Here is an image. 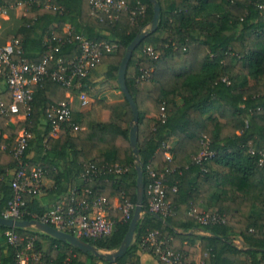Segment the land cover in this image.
<instances>
[{
	"label": "trees",
	"instance_id": "trees-1",
	"mask_svg": "<svg viewBox=\"0 0 264 264\" xmlns=\"http://www.w3.org/2000/svg\"><path fill=\"white\" fill-rule=\"evenodd\" d=\"M125 1L127 11L108 23L91 15L90 0H50L56 10L30 0H0L3 9L25 4L22 25L11 41L19 42V56L29 63L41 61L49 41L58 45L53 38L64 43L50 69L57 59L70 60L79 54L77 43L68 41L71 35L115 46L74 82L78 88L66 90L50 78L31 87L32 101L24 122L12 125L0 115V215L12 198L13 174L9 172L19 168L13 149L23 129L32 134L23 161L28 169L40 167L44 177L54 182L51 195L66 193L63 185L67 184L68 194L87 188L94 196L106 198L109 205L115 200L135 205L136 167L144 184L142 214L133 240L115 262L82 253L33 229L0 226V264H16L17 252L28 242L38 264H141V238L149 231H158L165 245L189 264L198 248L203 264H264V159L259 162L264 150V0H156L158 27L132 52L125 71V84L138 110L137 156L129 141L132 112L117 75L127 46L149 30L152 5L149 0ZM66 27L69 32L64 31ZM148 47L155 59L145 53ZM145 72L148 77L141 80ZM0 82L5 85L0 98L8 105L10 93L1 75ZM105 88L120 92L121 103L93 97L94 91ZM68 94L73 97L70 121L52 136L45 109L67 101ZM81 94L93 100L78 110L74 103ZM101 111L109 113L106 122L100 119ZM149 114L158 117L152 127ZM43 121L44 145L31 156L33 136ZM72 126L82 130L73 132ZM171 139L179 145L171 147V160H167L163 145ZM203 139L213 156L199 163L196 158ZM88 165L99 170L118 166L123 173L101 172L84 182L80 175ZM149 171L164 174L172 216L157 219L147 211ZM24 199L30 214L40 216L48 210L40 196ZM200 205L203 211L221 215L223 221L196 224L188 211ZM109 216L114 223L110 236L83 240L101 252L117 250L130 223L120 219L118 210ZM7 232L21 239L18 246L7 243ZM146 253L155 257L152 251Z\"/></svg>",
	"mask_w": 264,
	"mask_h": 264
},
{
	"label": "built area",
	"instance_id": "built-area-1",
	"mask_svg": "<svg viewBox=\"0 0 264 264\" xmlns=\"http://www.w3.org/2000/svg\"><path fill=\"white\" fill-rule=\"evenodd\" d=\"M30 3L42 5L46 9H57L50 4V0H30ZM89 5L91 15L95 16L99 22L106 20L108 23L116 21L118 15L128 9L125 0H90ZM140 10L143 11V7ZM0 13H5V9L0 8ZM52 40L57 42L58 45L54 47L49 41L47 50L38 63H29L19 56L18 41L13 40L0 44V75L5 78V84L11 98L8 105L0 98V115L10 117L23 114L26 118L33 95L31 87L41 83L46 78H50L66 90L73 87L78 88L79 84L75 85L74 82L84 78L99 63L103 52L110 53L115 49L114 45L93 42L79 35H71L68 41L77 43L79 54L70 60L57 59L53 68L50 69V64L54 61V54L58 52L59 47L64 43L59 39L53 38ZM145 53L153 59L156 58L150 47L145 49ZM15 55L18 57L14 58ZM147 77L148 72H145L140 79L146 80ZM223 81L226 82V79L224 78ZM78 100L82 108L88 105L86 95L81 94ZM71 104L67 100L45 109V117L52 127V136H56L60 127L70 121ZM71 130L76 132L81 131L82 128L72 126ZM31 138V132L23 129L16 140L13 157L19 168L13 173L11 180L12 198L0 217L23 220L24 216L29 215L31 220H38L81 240H96L110 236L114 226L113 220L109 216L110 211L118 210L121 213L120 219L123 222L131 220L135 209L134 204L127 201L119 203L115 200L112 205H109L106 198L94 196L92 191L87 188L81 191L71 190L67 197L57 201L40 216L28 213L24 198L26 195L39 196L43 191L44 179V173L40 167L28 169L23 161L24 151ZM207 143L203 139L201 151L196 158L199 163L213 156V152L207 148ZM163 148L164 157L171 160L170 146L164 144ZM250 152L253 153V151ZM259 155L261 164L264 159V150L260 151ZM101 172H111L116 175L123 173L118 166L102 167L99 170L94 165H88L81 173L80 179L88 182ZM148 176L149 183L146 188V195L148 196L147 211L152 215H159L160 218L172 216L174 212L166 199L169 186L166 183L164 174L158 175L154 171H149ZM175 190L176 188L173 187L172 191ZM188 215L194 217L196 224L200 226H208L223 221L221 215L212 211H203L196 207H192L188 211ZM5 236L7 243L13 246H18L19 241H21L13 232H7ZM159 236L158 231L147 232L141 238L142 251H152L162 264H189L183 255L169 249ZM31 247V242H28L22 250L17 252L16 264H38V257L29 253Z\"/></svg>",
	"mask_w": 264,
	"mask_h": 264
},
{
	"label": "water",
	"instance_id": "water-1",
	"mask_svg": "<svg viewBox=\"0 0 264 264\" xmlns=\"http://www.w3.org/2000/svg\"><path fill=\"white\" fill-rule=\"evenodd\" d=\"M150 4L152 5V19L149 26L148 31H144L141 34L137 35L133 41L127 46L125 54L122 58L121 64L118 69V75H117V83L120 89L121 94L123 95L124 99L127 101V103L130 106L131 112H132V119H131V128L129 130V141L130 145L132 147L133 154L135 156L138 155V150L136 149V143H137V127L136 124L138 122V110L133 102V99L126 87L125 84V71L127 64L129 62V59L131 57L132 52L136 49V47L140 44V42L144 39V37L148 33H153L159 23V17H160V7L159 4L156 2V0H149ZM136 204L135 209L133 212V216L130 220L128 231L119 246V248L112 252H101L94 246L88 244L87 242L74 237L70 234L61 232L49 225L43 224L38 220H12V219H3L0 217V226H4L10 229H33L37 232H40L42 234L48 235L54 239H57L62 242H67L72 247L80 250L82 253H92L94 256L105 259L110 262H115L117 258L121 257L131 244L134 232L137 227V223L139 222L142 214V200L144 195V184H143V177L140 167H136ZM154 217L157 219H160L159 215L154 214Z\"/></svg>",
	"mask_w": 264,
	"mask_h": 264
},
{
	"label": "crops",
	"instance_id": "crops-1",
	"mask_svg": "<svg viewBox=\"0 0 264 264\" xmlns=\"http://www.w3.org/2000/svg\"><path fill=\"white\" fill-rule=\"evenodd\" d=\"M25 12H26L25 4L22 3L19 6L10 7L8 9H5V13H0V44H5V43L10 42L12 40V37L15 36L18 29L22 25L21 19L25 16ZM68 30H69L68 27H66L64 29L65 32H69ZM4 90H5V85L2 82H0V93H3ZM102 94H104V93H102ZM105 94H106V92H105ZM94 96H96V95H93V97ZM66 97H67L68 101L73 103V97L72 96H70L68 94V95H66ZM95 99H99V98L96 97ZM101 100L106 101L105 99H101ZM106 102L110 103V101H106ZM74 107L78 110L84 109L80 106V102H79L78 98H77L76 102L74 103ZM108 116H109L108 112H106V111L100 112V119L102 122H106L108 120ZM148 117L150 119V125L152 127L157 122L158 117L153 115V114H149ZM8 118H9V123H11L12 125L22 123L26 119L23 114L10 116ZM45 124L46 123L43 121L41 123L39 129H38L37 134L33 136L35 139V146L33 148L31 156H33V154L40 147H42L44 145V141L42 140L41 135L44 131ZM167 144L170 146V148L173 147V149H174L179 145V141L176 139H171V140H169V142ZM9 174L12 175L13 172H9ZM63 187H65L66 189L69 190V188L67 187V184H64ZM53 188H54V182L44 177V179H43V191L39 196H40L41 203L43 205H45L47 207V209H49L52 205H54L58 199L61 200V199H64L65 197H67V194H68V190H67V192L64 194L56 193V194L51 195L50 193H51ZM201 206L202 205H200V207L198 206L199 207L198 209L202 210ZM197 247H198V245H197ZM138 256H139V260H140L141 264H160L155 257H153L152 255H150L146 252H139ZM192 264H203L201 261V256H200V248H198V251L193 258Z\"/></svg>",
	"mask_w": 264,
	"mask_h": 264
},
{
	"label": "rangeland",
	"instance_id": "rangeland-1",
	"mask_svg": "<svg viewBox=\"0 0 264 264\" xmlns=\"http://www.w3.org/2000/svg\"><path fill=\"white\" fill-rule=\"evenodd\" d=\"M105 92H106V94H105ZM102 93H104V94H102ZM93 95H96V96H94V98L97 97L99 99H105L106 101H110L111 104H115L118 102L121 103V101H122V97H121L120 93L114 89H111V88H105L103 90L101 89V90L94 91ZM87 99H88V105H89L90 102L93 100V98L87 97ZM88 105L86 107H88Z\"/></svg>",
	"mask_w": 264,
	"mask_h": 264
}]
</instances>
